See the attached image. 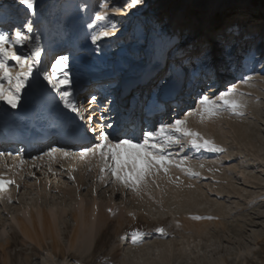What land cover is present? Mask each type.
Here are the masks:
<instances>
[{"label": "rangeland", "instance_id": "374dc122", "mask_svg": "<svg viewBox=\"0 0 264 264\" xmlns=\"http://www.w3.org/2000/svg\"><path fill=\"white\" fill-rule=\"evenodd\" d=\"M6 12L31 33L7 24ZM0 19L7 35L21 32L14 51L36 53L16 107L0 100V179L11 181L0 190V264H264V0H34L31 11L0 0ZM56 53L69 60L51 74ZM232 86L243 115L187 117L225 151L181 139L183 148L165 149L167 173L145 177L138 191L102 172L98 156L80 155L94 141L69 145L83 137L79 125L142 140ZM42 212L55 237L27 247L19 226L39 224ZM136 229L139 244L128 236Z\"/></svg>", "mask_w": 264, "mask_h": 264}, {"label": "snow or ice", "instance_id": "6c2138e0", "mask_svg": "<svg viewBox=\"0 0 264 264\" xmlns=\"http://www.w3.org/2000/svg\"><path fill=\"white\" fill-rule=\"evenodd\" d=\"M19 4L23 5L26 10L34 9V0H18ZM133 4L139 3V0H131ZM103 17H98L102 19ZM28 31H31V24L26 25ZM21 32L16 31L15 35H7L0 33V100H5L12 107H16V94L24 87L25 82L28 80L32 71V58L36 56L33 52L32 56H25L20 52V49L13 50L14 44L21 43ZM95 40V37H93ZM15 61L16 65L23 68L24 71L16 72L12 75L9 71L8 61ZM67 57H60L55 61L52 66L53 69L63 70L61 62L66 61ZM67 74L65 73V76ZM45 79H49L45 74ZM252 78L242 77V82L247 83ZM49 83L54 89L59 92V85L52 82L49 79ZM61 83H64L62 81ZM236 95L235 86L228 88L224 92H220L215 99L207 95H202L196 101V108L185 114L184 119H176L173 123L167 125H161L158 129L146 132L143 134V139L129 138H110L108 134L100 131L97 135V142L92 147H85L80 153L81 156L89 153L96 155L102 161L101 171H109L119 182L123 183L126 188H131L133 191H138L139 186L143 183L145 177L153 175L155 172L164 171L167 173L166 165L170 161L166 158L165 149L171 145L180 144L181 139H185L187 143L195 149H207L212 152H223L225 149L219 147L211 140L205 139L198 132L190 129L187 126V117L199 114L201 122L206 119L217 116L221 111L229 112L234 115H243L240 109L244 107L234 97ZM60 100L65 104V107H72L75 110V106L69 100V93H59ZM95 99V98H93ZM99 127V126H97ZM109 127H111L109 125ZM92 131H96L92 129ZM177 134H180V139L177 138ZM116 141V142H114ZM155 141V142H153ZM58 151L57 149H51L46 155H51L52 152ZM59 151H63L62 149ZM4 153H0V156ZM65 156L72 155L71 153L64 152ZM187 159V157H185ZM180 167V164L176 165ZM203 167V165H201ZM189 175L194 173L191 170H186ZM6 183L11 181H4L0 179V190H2ZM129 215H132L129 213ZM193 219H200L201 217H192ZM153 231L165 234V229L157 227ZM145 233L136 229L128 234L133 244H139L142 242V237ZM124 237H121L123 239Z\"/></svg>", "mask_w": 264, "mask_h": 264}, {"label": "bare ground", "instance_id": "6f19581e", "mask_svg": "<svg viewBox=\"0 0 264 264\" xmlns=\"http://www.w3.org/2000/svg\"><path fill=\"white\" fill-rule=\"evenodd\" d=\"M15 12V11H14ZM7 13V12H6ZM14 15H16L15 17H14ZM6 16V17H5ZM4 16V20H8V23L7 24H9V25H16V26H19V27H22L24 30H25V32H27L28 34L29 33H31V31H28V29H27V27H26V25H27V23L25 22H23L22 21V19L23 18H21L18 14H10V13H7V15H5ZM1 20V19H0ZM35 21V20H34ZM6 24V25H7ZM12 28L13 29H16V27L15 26H12ZM32 28V27H31ZM0 29L2 30L3 28H1L0 27ZM49 44V43H48ZM51 44H54V43H51ZM50 44V45H51ZM19 46V44H14L13 46ZM57 47V46H56ZM55 47V48H56ZM55 50H61V47L60 46H58L57 47V49H55ZM41 53L42 54H44L42 51H41ZM39 56V55H38ZM54 56L55 57H52V58H56V59H59L60 57H61V54H59V53H56V54H54ZM38 60V59H37ZM67 60H69L68 58H67ZM55 61V60H54ZM64 62H66V61H62L61 62V65H62V63H64ZM55 64V63H54ZM53 64V65H54ZM51 65V61L48 63V65L46 66V69H48L49 68V66ZM52 65V66H53ZM51 66V70H52V72H51V74L53 73V74H55L54 72L56 71V70H58V69H53V67ZM46 71H48V70H46ZM105 75H106V73H104ZM99 76H102V74L101 75H99ZM99 84H102V85H106V86H108V84H109V82H103V83H99ZM105 86V87H106ZM162 90H164V88L162 89ZM75 126H77V125H75ZM80 126L81 125H79L78 126V128L79 129H81L80 128ZM101 126H99L98 128H100ZM22 130V128H16L15 129V131L16 132H18V133H20V134H22L23 132L21 131ZM104 130V129H103ZM100 131H102L101 130V128L100 129H97L96 130V132L97 133H99ZM19 134V135H20ZM69 145H75V144H77L76 142H74V140H72L71 138H70V140H69ZM72 143H74V144H72ZM79 143H81V142H79ZM62 144V146H64V143H61ZM4 146V145H3ZM6 146V145H5ZM64 147H66V146H64ZM73 147V146H72ZM30 221V223L29 224H20V226H19V229H20V231L23 233V235H24V244H25V246H27L28 247V245L30 244V243H36V244H38V245H40L43 241H44V239H45V237L47 236V235H49V237L50 236H52L53 235V226H54V224H52V222H51V219H50V217L46 214V213H44V212H42V217H41V219H40V223L39 224H37V221L35 220V219H32V217H30V219H29ZM54 236V235H53ZM55 237V236H54ZM55 241V240H54ZM53 248L55 249V247L57 246L56 245V243H54L53 242ZM53 249V250H54ZM57 250V249H56ZM61 252V251H60ZM63 254V256H65V254L64 253H62ZM62 254H61V256H62ZM67 256H69V254L67 255Z\"/></svg>", "mask_w": 264, "mask_h": 264}]
</instances>
